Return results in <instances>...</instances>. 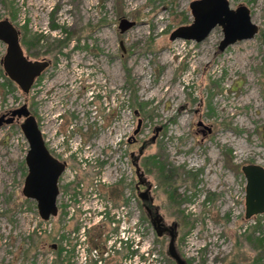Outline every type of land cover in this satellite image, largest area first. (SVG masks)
<instances>
[{"label": "rangeland", "instance_id": "rangeland-1", "mask_svg": "<svg viewBox=\"0 0 264 264\" xmlns=\"http://www.w3.org/2000/svg\"><path fill=\"white\" fill-rule=\"evenodd\" d=\"M190 1L0 0L23 54L49 61L26 94L0 65V113L24 103L48 152L65 163L57 216L41 220L21 194L27 142L18 123L0 125V264H73L56 236L70 230V200L94 191L128 204L158 264H173L130 194V155L164 221L177 224L186 264H264V213L244 219L240 172L244 163L264 167V0H227L245 5L258 29L222 51L219 26L199 42L168 39L192 21ZM122 19L131 24L120 29ZM4 50L0 41V58ZM101 225L91 244L101 242Z\"/></svg>", "mask_w": 264, "mask_h": 264}, {"label": "water", "instance_id": "water-1", "mask_svg": "<svg viewBox=\"0 0 264 264\" xmlns=\"http://www.w3.org/2000/svg\"><path fill=\"white\" fill-rule=\"evenodd\" d=\"M188 9L192 21L188 25L175 27L168 35L169 40L180 38L199 42L209 34L212 28L219 26L222 38L216 47L218 51H222L236 41L252 38L258 29L250 20L249 9L243 4L230 8L227 0H191L188 3ZM130 24L122 19L118 27L123 29ZM0 41L5 45L4 53L0 58L3 73L21 93L26 94L35 78L46 67L47 62L30 60L23 54L19 42V31L6 18L0 19ZM8 115V118L4 120L5 123H10L14 116L20 119L19 129L27 142L24 155L26 174L21 194L32 199L40 219L47 220L57 213V180L65 163L48 152L35 118L29 113L24 103L9 110ZM1 120L2 116H0ZM139 125L140 122L137 120L133 134L138 131ZM262 138L264 139V126ZM240 172L244 178L243 217L248 219L264 213V167L256 163H244L240 166ZM146 190L142 193H146ZM167 253L174 264H186L176 252L172 238L168 243Z\"/></svg>", "mask_w": 264, "mask_h": 264}, {"label": "built area", "instance_id": "built-area-1", "mask_svg": "<svg viewBox=\"0 0 264 264\" xmlns=\"http://www.w3.org/2000/svg\"><path fill=\"white\" fill-rule=\"evenodd\" d=\"M80 195L77 196L75 206L70 200V205L66 208L64 221L71 223L69 232L63 238L56 236L60 240L61 256H69L73 264H107L106 259L110 255L123 251L124 255L118 264H158L156 253L148 248L144 230L133 219L131 213L134 212L128 204H114L95 191ZM88 200L89 205H82ZM74 208L81 211H78L75 218ZM103 223L105 230L100 233L101 242L91 244L88 233L93 227L102 226Z\"/></svg>", "mask_w": 264, "mask_h": 264}, {"label": "flooded vegetation", "instance_id": "flooded-vegetation-1", "mask_svg": "<svg viewBox=\"0 0 264 264\" xmlns=\"http://www.w3.org/2000/svg\"><path fill=\"white\" fill-rule=\"evenodd\" d=\"M40 60H44V58H41ZM45 61L47 62L46 67H48L49 61L48 60H45ZM45 68L40 72V74L35 79L39 78V76L42 74V72L45 70ZM14 108H16V107H14ZM9 110H11V109H9ZM9 110H7V111H5L3 113H0V116H2V120L0 121V125L18 123V126H19V120L20 119L16 118L15 116L12 118V121L10 123H5L4 122V120L6 118H8V116H9L8 115ZM38 123L40 124L41 120H37V122H36L37 126L39 127ZM196 126L197 127L199 126L201 128L199 130V132L203 136L212 133L211 124H209L208 126H204V125L200 124V122H197ZM263 126L261 127V136H262V128H263ZM41 136H42V133H41ZM43 142H44V140H43ZM23 162H24V158H23ZM130 163H131V165L133 167V174H134V177L136 179L134 184H133V186L132 187L130 186L131 187L130 188V190H131L130 194L134 198H136V200L138 202V205H139L140 215L145 220L146 224L148 225V227L152 231V233L155 236V238L158 239L159 241H162V243H163V252H164L165 258H167L170 262H172L174 264V261L169 257V255L167 253V246H168V243H169L170 239L172 238L174 248H175L176 252L180 255V253H179V251L177 249V240L179 239V237L177 235V224L175 222L166 223L164 221L163 217L161 216V214L158 211L159 209H158L157 205L154 204V202H153V196L151 194V186L149 184L145 183V181L141 178L140 173L138 172L137 167L135 165V157H133L132 155H130ZM61 174H60V176H61ZM60 176L58 177V179L60 178ZM57 183H58V180H57ZM147 185H149V186H147ZM145 189H147L146 193L143 194L142 191H144ZM56 215H57V213H56ZM173 224H175V226H173ZM96 243H98V242H96ZM185 263H186V261H185Z\"/></svg>", "mask_w": 264, "mask_h": 264}, {"label": "trees", "instance_id": "trees-1", "mask_svg": "<svg viewBox=\"0 0 264 264\" xmlns=\"http://www.w3.org/2000/svg\"><path fill=\"white\" fill-rule=\"evenodd\" d=\"M52 27H53V25H52ZM169 194H171V193H168V196H169ZM171 196V195H170ZM260 242V241H259ZM92 244H96V243H92Z\"/></svg>", "mask_w": 264, "mask_h": 264}]
</instances>
